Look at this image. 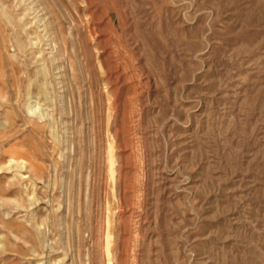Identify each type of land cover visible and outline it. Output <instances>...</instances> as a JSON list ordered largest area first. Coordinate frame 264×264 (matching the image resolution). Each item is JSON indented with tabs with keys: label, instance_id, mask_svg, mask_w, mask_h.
I'll list each match as a JSON object with an SVG mask.
<instances>
[{
	"label": "rangeland",
	"instance_id": "obj_1",
	"mask_svg": "<svg viewBox=\"0 0 264 264\" xmlns=\"http://www.w3.org/2000/svg\"><path fill=\"white\" fill-rule=\"evenodd\" d=\"M0 264H264V0H0Z\"/></svg>",
	"mask_w": 264,
	"mask_h": 264
},
{
	"label": "bare ground",
	"instance_id": "obj_2",
	"mask_svg": "<svg viewBox=\"0 0 264 264\" xmlns=\"http://www.w3.org/2000/svg\"><path fill=\"white\" fill-rule=\"evenodd\" d=\"M113 167V166H112ZM113 173V172H112ZM106 235V234H105ZM105 241V240H104ZM109 243H110V236L109 234L107 233V236H106V244L104 243V245H106V249L104 248V250H106V255L107 257H109ZM105 247V246H104Z\"/></svg>",
	"mask_w": 264,
	"mask_h": 264
}]
</instances>
